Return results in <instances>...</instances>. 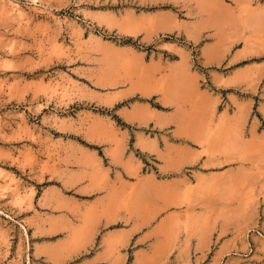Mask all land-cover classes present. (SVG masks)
I'll use <instances>...</instances> for the list:
<instances>
[{
	"label": "rangeland",
	"instance_id": "374dc122",
	"mask_svg": "<svg viewBox=\"0 0 264 264\" xmlns=\"http://www.w3.org/2000/svg\"><path fill=\"white\" fill-rule=\"evenodd\" d=\"M252 1L218 0L212 37L191 44L180 28L199 0H0V264H76L94 250L101 264H264V22L245 18ZM206 41L225 52L204 69ZM178 78L230 86L228 101L215 92L177 116L204 126L199 114L222 111L233 163L250 168L203 192L194 167L174 166L152 199L156 98L170 103Z\"/></svg>",
	"mask_w": 264,
	"mask_h": 264
},
{
	"label": "crops",
	"instance_id": "0c3cea01",
	"mask_svg": "<svg viewBox=\"0 0 264 264\" xmlns=\"http://www.w3.org/2000/svg\"><path fill=\"white\" fill-rule=\"evenodd\" d=\"M199 2L201 3L200 6H196L193 3L189 4L187 8L189 17L182 19L184 24H181L180 28V34L191 44L204 36L212 37L211 29L209 27H204V25L213 23V16L216 15L214 6L218 4V0H199ZM254 4L253 1L250 3L251 8L247 10L245 18L257 16L260 22H264V0H259L255 5ZM204 11L205 13H203ZM185 15H187V11ZM262 27L264 26H261V28ZM237 33L238 32L228 30L227 38L234 37ZM262 38L264 39V36ZM237 41L242 45L239 39ZM205 43L207 46L203 49L201 45L203 51L201 49V52H199L201 57L198 56L197 60L200 62L199 68L204 67V69L211 67L217 63V61H221L219 58H216L215 55L225 52V48L212 50L213 43L211 41H206ZM240 46L230 51V56L226 58V65L236 64L238 60L233 57L241 49ZM229 48H231V46H229ZM207 78L208 81L212 80L211 76H207ZM176 83L179 84L178 87L172 88L167 93V98L170 103L164 104L159 100V97L156 98L158 104L164 109H155L156 118L151 122L154 137H149L151 140L149 145L152 149L149 154L156 160L154 161V170L158 172V175L148 177L147 195L152 199L164 197L165 188L171 182L170 173L175 172V170H173L174 168H172L174 166H183L182 168L194 167L192 170L195 177L193 176L192 180L194 181V179L197 178V187L202 189L203 192H213L221 186L228 187L232 181H235L236 174L244 172V169L248 167L250 168L249 165H245L244 168V165L238 166L233 163L232 158L234 157V153L230 151L229 146L231 140L230 134H232L231 127H229L228 123H221L219 121L215 123V120L219 118L222 111H216L212 116L209 114L206 116L199 114L197 116L198 118L210 120L207 121V124L204 126H183L182 121L184 120L177 116L178 111L189 110L191 106H197L196 108L199 109L200 107L198 106L202 103L213 101L212 99L215 98V92L224 93L228 101L229 98L227 95L229 94L228 90L230 86H221L214 82H210V88L217 90L212 93L205 87H202L200 82H190V87L186 89L180 86L181 83H184L181 78H178V82ZM227 106H229L228 103ZM226 114L229 115V111H226ZM184 119H186V117H184ZM180 123V126H176V124ZM250 129L251 128H245V139L248 144L254 145V141L250 140L253 134ZM254 130V134L259 135L260 132L258 129L256 128ZM184 134L199 136L201 142H192L190 139L183 137ZM176 146L190 155V162H182L184 160L183 154L176 155L173 153L175 155L171 157L173 150L177 148ZM219 150L226 151H223L222 156H219L215 153ZM189 175L192 174L189 173ZM115 192H117L116 189ZM98 230L99 228H96L90 233V243H92L95 238H98V241L101 240L103 234L98 233ZM61 233L62 237H58L59 240L65 237L63 232ZM90 243L88 246H90ZM103 260L100 250H94L92 253H89L85 259L81 260L80 263L76 264H101Z\"/></svg>",
	"mask_w": 264,
	"mask_h": 264
}]
</instances>
